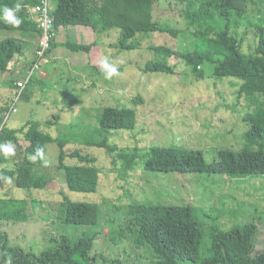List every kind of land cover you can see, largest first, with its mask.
Here are the masks:
<instances>
[{"label": "rangeland", "instance_id": "374dc122", "mask_svg": "<svg viewBox=\"0 0 264 264\" xmlns=\"http://www.w3.org/2000/svg\"><path fill=\"white\" fill-rule=\"evenodd\" d=\"M215 1L183 0L181 5L177 0H158L153 7V16L159 22L165 21L171 27L184 29L185 22L178 11L188 12L194 16L191 22L200 23L206 30L217 31L228 24L216 10ZM48 3L50 7L52 0H48ZM174 8L176 12H168ZM68 9L63 6L60 16H65ZM249 9L252 18L264 16V5H250ZM258 10L262 12L261 15ZM238 31L243 36L242 50L247 53L253 42L250 31L244 25ZM66 33L68 36L67 29ZM17 34L15 36L20 38L25 35ZM118 36L117 29L97 36V45L92 48L89 59H82L80 54L77 56L81 59L67 57L66 54L70 55L69 49H60L63 46L56 41L57 37L54 49L63 50L65 55L56 64L44 67L46 63L43 62V67L39 65L34 69L32 82L21 91L15 112L11 113L10 108L0 114V130L17 128L28 121L40 122L45 126L43 130L64 141L65 148L70 152L78 150L83 155L93 157L99 169V185L95 193L72 191L62 171L57 168L58 147L52 143L47 146L44 156L47 165L34 166L38 174L45 176L43 190L28 194L16 188L12 180L11 183L7 180L1 182L2 194L16 199L28 194L38 207L33 214L29 206V219L23 223L0 225L7 233L8 246L39 255L55 247L61 238L71 243L83 237L93 238L91 256H97L96 264H110L115 257L122 264H128L131 247L128 239L119 242L116 234H110L107 225L117 226L125 213L123 208L132 202H142L193 206L201 215L208 248L215 254L212 239L216 231L238 230L243 223L254 222L258 227L257 250L264 251V176L236 182L216 174L190 176L173 172L147 173L143 169V156L152 146L200 149L206 162L212 161L222 148H242L245 144L242 138L248 129L246 116L256 113L264 115V85L260 84L251 93L250 83L243 80L210 76L197 78L176 55L169 58L173 74L140 72L139 68L153 58V51L148 50L147 46L153 43L168 45L179 53L190 46L187 36L172 38L159 33L150 37L138 35L134 42L140 47L132 50L114 47ZM4 37L0 36V41ZM68 38L69 42H77L75 37ZM15 50L10 46L7 54L10 56L15 52L16 55L10 58L7 70L0 73V105L7 96V89L15 86V82L9 79L15 81L17 72L23 74L21 78L30 73L20 70L27 55L19 57ZM105 56L120 73L110 80L104 78L100 69L99 62ZM43 69L47 77L40 79L39 73ZM138 97L141 98L140 102ZM14 98L15 95L12 96ZM116 106H132L136 111L135 129L111 131L107 134L104 147L89 146V141L102 142L103 136L99 138L96 130L103 109ZM10 142L21 150V156L31 159L30 153L25 151L24 142ZM64 163L75 165L76 159L65 158ZM65 199L96 203L99 213L97 224L66 223L61 211V203ZM132 250L141 254L137 259L131 258L130 262L137 260L136 264H152L148 252H139L133 247Z\"/></svg>", "mask_w": 264, "mask_h": 264}, {"label": "trees", "instance_id": "16d2710c", "mask_svg": "<svg viewBox=\"0 0 264 264\" xmlns=\"http://www.w3.org/2000/svg\"><path fill=\"white\" fill-rule=\"evenodd\" d=\"M75 1L58 0V5L69 7L62 20H56L51 14L54 19L52 30L55 33L59 26L67 28L84 25L88 26L95 35L94 41L89 45L66 42L65 47L72 52L89 53L97 45V36L114 29L119 30V36L113 46L122 50L140 47L134 42L138 35L150 37L159 33L172 38L187 36L190 46L179 53L174 52L168 45L153 43L147 46L148 50L153 51V58L146 61L139 71L173 74L174 69L170 66L169 58L176 55L197 78L204 79L210 76L243 80L250 83L249 92L251 93L257 90L260 84L264 85V16L252 18L249 13L250 5H264V0H216V10L228 24L217 31L206 30L200 23L191 22L194 16L188 12L185 14L183 11L178 12L183 16L184 29L171 27L165 21H157L153 16V7L158 0ZM177 1L182 5L183 0ZM17 2L22 4L21 11L18 13L23 21L21 25L16 28L0 21V36H6L0 41V73L7 70L10 58L16 55L15 52H12L10 56L7 54L10 46L13 50L16 49L19 57L26 56L28 51L30 54L29 43L16 37L17 32L38 35L36 26L27 20L25 12L26 7L35 6L41 0H0V8L12 7ZM176 11V8L168 10L169 13ZM259 14L261 15L262 12ZM243 25L249 29L253 40L247 53L242 50L243 36L238 31ZM54 41L55 37L51 42L50 50L55 48ZM48 54L45 55V59ZM35 58L34 55L32 61L24 63L23 69L26 70L22 72L30 71L31 73L27 74L29 78L25 88L32 82ZM27 76L21 78L22 76L17 72L15 81L12 78L9 79L15 82V86L7 89V96L0 105V114L10 108L11 113L15 112L12 111V107L15 110L17 100L12 99V96L16 97L20 91L16 83L23 81ZM140 101L141 98L138 97V102ZM246 117L248 129L242 138L245 143L242 148L238 150L222 148L217 151L212 161L206 162L200 149L184 146H152L143 156V169L147 173L173 172L190 176L216 174L236 182L264 176V115L256 113ZM0 121H2L1 118ZM40 124V122L28 121L17 128L1 129L0 143L9 142V140L17 143L21 140L25 143V151L31 156L40 147L44 149L45 156L47 146L56 143L57 168L62 171L66 181L73 188L71 190L79 193H95L99 185V169L95 166L94 158L83 155L78 150L70 152L65 148L64 141L49 135L43 130L44 124ZM135 127L136 111L132 106L106 107L102 111L96 130L99 138L103 136L102 142L89 141L87 144L102 148L105 146L107 134L111 131H133ZM65 158L76 159V164L66 165ZM35 165L44 164L40 160L33 162L32 159L21 156L19 148H15V155L12 157L5 158L0 154V183L6 180L3 179L4 177L11 178L16 188L23 189L28 194L39 193L44 189L46 180L44 174H38L35 171ZM28 194L24 198L16 199L0 192V225L25 222L29 219V206L34 214L38 207L33 202L35 200ZM61 209L63 219L68 224L94 226L99 220L96 203L72 202L65 199L61 203ZM122 210L125 213L122 215L121 223L114 227L107 226L111 230L110 234H116L119 242L124 241L122 239H128L131 245L128 251V264H136L137 260L130 262V259H137L141 254L133 251L132 247L139 252H148L152 264H264V251L257 250L258 227L254 222L243 223L238 230L216 231L217 234L213 235L212 239L216 249L215 254L208 248L201 215L189 204L132 202ZM2 228L4 227L0 228V264H96L97 256L95 254L91 256L93 238L83 237L76 243L61 238L52 249L35 255L26 253L20 248L9 247L7 233ZM110 264H122V262L115 257Z\"/></svg>", "mask_w": 264, "mask_h": 264}, {"label": "crops", "instance_id": "0c3cea01", "mask_svg": "<svg viewBox=\"0 0 264 264\" xmlns=\"http://www.w3.org/2000/svg\"><path fill=\"white\" fill-rule=\"evenodd\" d=\"M57 2H58V0H52L51 6L49 7L50 8V12H51V14L54 16V18L56 20H59V19L62 20L63 15L60 16V14L63 13V10L61 12V8H63V6L58 5ZM64 15L66 16V12L64 13ZM66 29L69 32L68 33V36H67V33H66ZM22 34H25V35H23L21 38L24 41L28 42L29 43V46H30V54L28 53L29 51L26 52L27 53L26 62H30V61H32L34 59L35 49L37 47L38 35L35 34V33H28V32H26V33L22 32ZM55 34H56L55 39H57V37H58V40H56V41L58 43H60L61 46H63L60 49H64V47H65L64 44L66 42H69L67 40V39H69L68 37H70V38H74L75 37L74 38L75 41L77 40V42L75 44H77V45L91 44L94 41V35L90 31V28L88 26H84V25L69 26L67 28H64L62 26H59L56 29V33ZM1 37H2V35H1ZM55 47H56V44H55ZM67 51L70 53V55L69 54H66V56L69 57V58L78 57L77 54H80L81 57H82V59L84 57H85V59H89V57H90V55L92 53L91 52L92 49L90 50L89 53H85V52H72L70 50H67ZM62 55L63 56L65 55L63 50H60V51H57V49L50 50L47 58L44 61V63H46L44 65V67L45 66L49 67V64H51V65L56 64L57 61L62 57ZM78 58L81 59L80 57H78ZM24 65H23V68H24ZM41 67H43V66H41ZM23 68L20 67V70L23 69ZM24 70H26V69H24ZM39 74H40L39 75L40 76V79L47 77V74L45 73V69H43ZM20 75L23 76V74H20Z\"/></svg>", "mask_w": 264, "mask_h": 264}, {"label": "built area", "instance_id": "2783aa9c", "mask_svg": "<svg viewBox=\"0 0 264 264\" xmlns=\"http://www.w3.org/2000/svg\"><path fill=\"white\" fill-rule=\"evenodd\" d=\"M27 20L34 23L38 30V41L35 49V64L32 67V71L44 62L45 55L49 53L51 42L55 37V32L52 30L54 19L51 15L48 0H41V2L35 6L26 7ZM31 71V72H32ZM31 74V73H30ZM29 76L23 81H17L16 86L20 88L21 92L25 88L28 82ZM21 93H18L15 100L18 99ZM14 111V107H12Z\"/></svg>", "mask_w": 264, "mask_h": 264}, {"label": "clouds", "instance_id": "9594fccd", "mask_svg": "<svg viewBox=\"0 0 264 264\" xmlns=\"http://www.w3.org/2000/svg\"><path fill=\"white\" fill-rule=\"evenodd\" d=\"M21 8L22 4L19 2L15 3V5L12 7L3 6L0 8V21L18 28L23 22L22 18L18 16ZM99 63L100 69L105 79L110 80L114 76H118L120 74L118 68L110 62L109 57H103ZM0 154H2L5 158L14 156V145L10 141L0 143ZM31 159L33 162L40 160L45 166L48 163L47 160L44 159V149L42 147L35 150V153L31 156ZM3 179H6L9 183H11V178L4 177Z\"/></svg>", "mask_w": 264, "mask_h": 264}]
</instances>
